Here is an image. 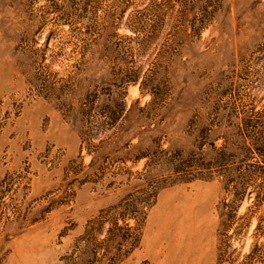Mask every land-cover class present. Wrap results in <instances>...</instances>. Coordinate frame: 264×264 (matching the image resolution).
Masks as SVG:
<instances>
[{
  "label": "rangeland",
  "instance_id": "rangeland-1",
  "mask_svg": "<svg viewBox=\"0 0 264 264\" xmlns=\"http://www.w3.org/2000/svg\"><path fill=\"white\" fill-rule=\"evenodd\" d=\"M252 107L264 0H0V264H264Z\"/></svg>",
  "mask_w": 264,
  "mask_h": 264
},
{
  "label": "trees",
  "instance_id": "trees-1",
  "mask_svg": "<svg viewBox=\"0 0 264 264\" xmlns=\"http://www.w3.org/2000/svg\"><path fill=\"white\" fill-rule=\"evenodd\" d=\"M250 114L247 117H240V121L238 123L237 132L242 136L243 138V144L242 147L251 157H253L255 160V165L258 168L264 169V154L260 152L258 148L254 145V139H252V131L254 130V125H252L251 120H260L262 117L264 121V109L262 110H255L253 107L250 110ZM251 127V128H250ZM220 158V156H219Z\"/></svg>",
  "mask_w": 264,
  "mask_h": 264
},
{
  "label": "bare ground",
  "instance_id": "bare-ground-1",
  "mask_svg": "<svg viewBox=\"0 0 264 264\" xmlns=\"http://www.w3.org/2000/svg\"><path fill=\"white\" fill-rule=\"evenodd\" d=\"M173 218V217H172Z\"/></svg>",
  "mask_w": 264,
  "mask_h": 264
}]
</instances>
